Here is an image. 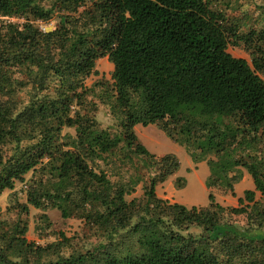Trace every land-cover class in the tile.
Instances as JSON below:
<instances>
[{"label": "trees", "instance_id": "trees-1", "mask_svg": "<svg viewBox=\"0 0 264 264\" xmlns=\"http://www.w3.org/2000/svg\"><path fill=\"white\" fill-rule=\"evenodd\" d=\"M257 10L235 17L218 0H0V194L35 173L26 202L7 209L16 220H0V264H264V3ZM104 57L114 65L104 88L115 124L106 127L85 84ZM138 124L207 161L208 206L157 195L181 162L152 153ZM110 162L129 179L112 181ZM242 169L254 188L222 206L213 190L234 194ZM142 181L144 196L127 199ZM30 204L83 219L100 240L68 255L64 233L28 240Z\"/></svg>", "mask_w": 264, "mask_h": 264}, {"label": "rangeland", "instance_id": "rangeland-1", "mask_svg": "<svg viewBox=\"0 0 264 264\" xmlns=\"http://www.w3.org/2000/svg\"><path fill=\"white\" fill-rule=\"evenodd\" d=\"M220 5L226 9L227 13L232 16L244 13H250L252 17H256L258 13V5L264 3V0H218ZM242 13V14H243ZM253 19V18H251ZM252 22V20H251ZM56 25V21L52 20L43 23L45 29H50ZM234 56L242 57L250 61L249 54L242 47L229 46L228 49ZM97 72L87 78L85 84L88 88V100L97 104L93 111L95 116L101 122L102 126H110L115 124L109 101L105 94L107 82L112 81V73L114 65L109 61L108 57H104L97 62ZM27 91V90H26ZM25 92L24 94H26ZM115 132V129H112ZM136 133L143 144L154 154L164 155L173 153L179 157L181 167L179 171L169 177L166 181L156 186V193L159 197L168 199L171 202H179L186 206H208L210 204L208 195L210 189L207 187V178L210 175V169L206 160L194 162L189 151L179 143L171 139L159 126L151 124L136 126ZM63 135H74L73 128H63ZM112 181L123 182L129 179V168L123 166L119 162H110L108 166H104ZM243 178L235 184L234 194L230 190L219 187L213 190L216 201L224 207L238 206V198L244 195L246 189H253L254 183L251 175L245 170ZM245 172L248 173L245 175ZM34 171L28 173L24 182L17 181L13 190H5L0 194V220L13 222L17 218V214L9 212L7 209L15 203V198L26 202L25 184L32 178ZM182 179V186H179L178 180ZM140 182L135 190L133 189L127 195V199L133 197L142 198L144 196V183ZM260 198V195L257 196ZM28 220V231L26 237L30 241H34L41 245L56 242L61 239L64 233L71 239V246L64 250L66 255L73 252H85L93 247L100 240L94 235L92 229L85 221L78 217L64 218L61 212L56 208L47 210L29 205V213L23 215ZM233 220L244 223L243 216H233Z\"/></svg>", "mask_w": 264, "mask_h": 264}, {"label": "crops", "instance_id": "crops-1", "mask_svg": "<svg viewBox=\"0 0 264 264\" xmlns=\"http://www.w3.org/2000/svg\"><path fill=\"white\" fill-rule=\"evenodd\" d=\"M248 173L245 172V175H247Z\"/></svg>", "mask_w": 264, "mask_h": 264}]
</instances>
